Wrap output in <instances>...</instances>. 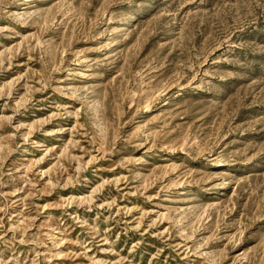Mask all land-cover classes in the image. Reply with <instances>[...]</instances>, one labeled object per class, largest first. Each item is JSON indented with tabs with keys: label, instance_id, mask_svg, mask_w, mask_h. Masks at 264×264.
<instances>
[{
	"label": "rangeland",
	"instance_id": "1",
	"mask_svg": "<svg viewBox=\"0 0 264 264\" xmlns=\"http://www.w3.org/2000/svg\"><path fill=\"white\" fill-rule=\"evenodd\" d=\"M0 264H264V0H0Z\"/></svg>",
	"mask_w": 264,
	"mask_h": 264
}]
</instances>
